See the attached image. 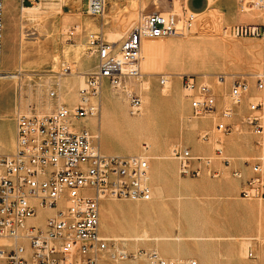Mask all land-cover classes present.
Listing matches in <instances>:
<instances>
[{
	"label": "built area",
	"instance_id": "1",
	"mask_svg": "<svg viewBox=\"0 0 264 264\" xmlns=\"http://www.w3.org/2000/svg\"><path fill=\"white\" fill-rule=\"evenodd\" d=\"M21 6L38 0H19ZM108 0H87L84 13L90 17L104 14ZM247 10L261 16L259 24H239L223 28L236 38H254L261 42V68L250 74L232 77L229 99L232 105L246 102L241 117L244 129L254 136L256 154L244 163L250 174L245 178L240 197L264 200V0H250ZM196 20V13L181 7L179 10L141 12L136 22L118 40H105L100 32L87 36V52L95 55V70L85 74L73 107L58 105L49 113L25 115L16 113V135L11 154L0 156V264H99L107 251L113 261L141 258L151 264H177L160 257L154 250H139L130 254L116 247L99 233V201L103 198L146 202L152 197L149 184V157L145 154L105 155L93 142L98 135L76 132L72 121L99 117L101 82L106 79L112 89L123 91L125 80L141 75L142 39L185 36ZM3 0H0V73L2 72ZM69 72L64 68L58 76ZM216 83L225 81V74L213 75ZM181 88L190 99L192 117L211 116L216 111V98L210 85L197 82L194 75H180ZM160 85L167 83L161 75ZM251 88L255 93H250ZM124 92V91H123ZM130 112L139 111L141 98L132 91L124 92ZM49 96L57 97L53 90ZM231 108H224L215 117L211 131L199 139H213V156H192L189 148L175 146L171 158L178 162L181 176L195 177L199 168L190 161L208 165L213 159L225 165L222 137L240 131L229 120ZM218 171L211 172L217 177ZM232 175L242 178L235 169ZM38 209L52 213L41 225L29 223ZM110 246V247H109ZM252 250L247 252L253 257ZM190 264H195L192 260Z\"/></svg>",
	"mask_w": 264,
	"mask_h": 264
},
{
	"label": "rangeland",
	"instance_id": "2",
	"mask_svg": "<svg viewBox=\"0 0 264 264\" xmlns=\"http://www.w3.org/2000/svg\"><path fill=\"white\" fill-rule=\"evenodd\" d=\"M16 1L19 2V0H16ZM48 1L60 3V5H61V6L60 5L56 6V9L51 10L52 12L50 11L48 13V15L46 16V18L44 19L45 20L44 23L46 24V26L48 28V32H49L48 36H47V34L42 33L40 31V25L37 26L39 24V22L35 23V25L33 24V22H31V24H30L29 23L30 21H26L25 16H24V19L20 16L19 10L17 12H15V19L14 20H10L8 18L7 22H6V20L4 22V29L2 31V33H3L2 50H3V63H4V65L2 63V71L3 70L6 71V69H7V71L11 70V72H13L14 69L17 70L20 67L19 66L20 65V56L19 55H20V49H21L20 46L21 45H22L24 52L26 53L27 60H28V61L25 60V62H24L25 68H26L27 64H33V65L35 64L30 69H28V67H27V69L29 71H23V70L20 71L19 69L17 70L18 72L14 71V73H17V74L21 73V75H20L21 77H23L25 74H29L31 76V79H32V81L30 82V87H29V83H25L23 85V87H21L19 94H18V100L21 99L23 91L24 92L27 91V94L25 92L24 95L27 96L29 94V96L32 97L31 100H46V88L45 87L47 84L45 85V83L47 82L46 81L47 77L50 76V77L57 78V76H58L57 73H61L63 68H68L70 73H80L82 71H85L84 67H87V70L91 69L93 67L91 65L94 63V60L91 58L89 59L90 60L89 66L79 65L80 58L82 59L85 57H90L89 53L87 52V48H86L87 35L91 32H100L102 34V32L100 30H97V28L100 27V29L104 30L102 36L105 35L103 37L105 40L107 39V40L113 41V40L118 39L119 37H121V35H119V33L121 34V31L119 32V29L117 27V22H118L117 19H122L123 17L127 16L129 13H127L125 11L128 10L129 7H131L135 3L138 4L140 2L139 0H121L122 5H120V6H118L116 3H113V2H111V4L109 3L107 6V12L108 13H109V8L111 6L114 5V6H116V9L118 8L117 9L118 11H116V9H114L113 12L111 13V16H112L111 19H103L104 16L103 17L102 16H100V17L87 16L84 13V8L86 7L87 0H81L79 6L76 5V2L78 0H66V1L65 0H38L36 2H33V4L26 2L25 6H34L35 3H41L42 5H44V3L48 2ZM110 1L119 2L120 0H110ZM164 1H165V5H170L169 0H164ZM249 1L250 0H244V2H249ZM6 3L9 7V10L13 11L14 1L10 0ZM3 7H4V2H3ZM57 7H59V8H57ZM170 7H171V5H170ZM172 8H174V10L177 11L181 8V5H180V3L174 2L172 5ZM123 12L127 15H125ZM137 13L139 14V11H137ZM216 13H217L216 15H214V13L211 14L213 17L209 13H207V14L206 13H200L199 17L197 16L196 19L200 18V20H202V18H203L204 19V22H203L204 27L206 26L205 28L203 26H200L201 21L198 19L197 24H195V22H196V20H195L191 30L185 36H180L178 38H171V39H173V40H185L186 42H191L194 39V41L199 40L201 42H205L202 40H204V39L208 40L209 38L215 37L214 39L216 40V42L219 41L218 42L219 45L223 43L221 46L223 49L225 48L227 50V53H228L227 56L229 57V58L227 57L224 62L222 61V64L220 63V59L217 58V63H215V65L217 64L216 66H218V65L221 66L222 72L226 73L225 75L239 74V73H236L234 71H231L227 67L228 63L232 62V60H234V61L239 60V57L236 56L237 53L235 54L234 51L229 50L230 49L229 47L235 46V44L230 42V41L242 42L243 48L252 47V48H256L257 51L259 49V42L257 40L249 39V38H236V37L229 35L228 33H225L223 31L221 15L218 12H216ZM120 14H122V15H120ZM119 15H120V17L121 16L122 17L119 18ZM114 19H116V20L113 21ZM136 20L134 22H136ZM134 22H133V24H134ZM53 24H54V26L56 25V27H54ZM79 25L81 27L83 34L85 35V37H84L85 39L83 41H81V39H80L81 34L78 33L77 27H79ZM129 25H130V23L128 24V27H127L128 29L130 28ZM87 26H89V27H87ZM85 30H86V32H85ZM200 31H202V33ZM21 39H22V41H21ZM161 39H163V38H161ZM52 40L54 41V43ZM79 43H80V45H79ZM172 44L173 43L170 42V43L161 45V48L163 49L164 54H162L161 53L162 50H160L158 53L159 54L158 57L161 58V56L163 55L162 56L163 65L157 66V68L155 69L156 72L161 73V74L166 73V72H164V66L167 62L166 55L170 54ZM39 47H41V48H39ZM44 47H45V49H44ZM51 48H53V53H52ZM43 49H44V51H43ZM47 49H50L51 53L45 57ZM174 52L176 53V60H177V58L179 57V55H178L179 54V47L177 45L174 46ZM57 54H58V58L56 56L55 57L56 59H55L54 55H57ZM34 56L41 57V58L45 57L46 59H44V61H41L40 63L39 62L36 63L32 59H30V58H35ZM55 60H57V61H55ZM58 60H60V62ZM257 63L258 64L260 63V58H258ZM89 67H91V68H89ZM206 70H208V71H204V72H211L212 69L209 68ZM256 70H258V69L255 68L252 71H256ZM5 71H3L1 74L3 75L5 73H7V71L6 72ZM214 72H217V71H214ZM68 73H66L64 75L65 76L70 75V73L69 74ZM201 73H203V72H201ZM242 73H245V72H242ZM52 75H54V76H52ZM64 75H61V76H64ZM141 75H142V77L140 76L141 78L135 79V81H134L135 86L134 87H133V84H131V83L129 84L131 90H133L135 93H137L139 95V97H141V102H142V100H146V96H148L147 100H164V99L167 100L169 98L168 95L165 96V94H161V88L163 86L159 84L157 74H154V75H157V76H155V78H153L154 82L151 79V77L153 75L148 76V75L144 74L143 68H142V74ZM0 80L13 81V85L16 81L14 79H12V80L11 79L10 80L9 79H0ZM27 81H29V80H27ZM84 81H85V79H84ZM173 81H174L173 86H176V84H177L176 79L173 78ZM38 82L45 85V86H43V87L39 86ZM140 82L146 84V86L148 85V88L142 89ZM152 82H153V84H152ZM8 83H10V82H8ZM227 85H228V83L226 82L225 85H221V86L217 85L214 89L215 93L216 94L218 93V95L221 96L224 99V101H225V95H226L225 90L227 88ZM154 87H156V88H154ZM151 88L152 89L154 88V90H152ZM179 93L182 94V92H180V90H179ZM250 93H252V94L255 93V90L253 88H251ZM63 95H64V93H63ZM103 95L108 96V100H120V101L124 100V102L127 103L128 110H130L129 100H128L127 96L125 95V93H123V91L116 92V90H114V89H109V91L107 92L106 87H105ZM103 100H104V96H103ZM174 105L175 106L173 108H170L166 105V106H158L156 109H157V114L161 117L163 115H165L166 113H169V116L172 119H168V122L166 125L167 126L172 125L175 121L176 132L172 135H165V134L161 135L158 145L149 146L148 148H145L144 145L141 144L140 141L135 136L131 137L130 141L127 138L126 139H118L114 136H107L112 131L111 128H109L107 125V120H110L109 119L110 117H107V119L104 120L106 123L103 122L101 124V122L99 121V123H98L99 126L100 125L102 126V133H103L102 142H103V145L105 146V148H103V151L114 152V151H112V148L117 147L118 150H125L126 152H129V153L138 152L141 154H145L146 156H148L150 158L151 167L153 169L155 168L154 164L157 161V177L159 179L162 178L161 176H163L164 172H166V171L168 172L170 170L173 172L174 171L173 162L172 163L167 162V161H170L169 159H157L156 156H158L160 154H163L166 157L170 156L171 148L176 146L177 143L180 142V138H182V142L184 144L187 143V139H189V138H191L194 142L195 141L197 142L199 139V136L205 131L200 132L198 134V132L194 131V130L199 128V127L204 129L205 126L209 125V122L207 119H201V120L200 119H193L191 121H188V122L182 124V126H184L186 129H191L192 131H194V133L192 135L189 136V134H188L186 137L183 130H180L181 124H179V120H178L179 125H177V120H176V114H177V117L182 115L181 114V107H180L181 98H177V100H175ZM242 105H243V103H242ZM21 110H22L21 112H23V114L24 113L25 114L32 113L30 108L27 106ZM36 114H42V113L36 112ZM6 118H7L6 116L3 117V115H0V144H2V145H0V150L6 149L9 145V138L7 135L6 125H5L6 123L4 122ZM204 118H207V116H205ZM7 119L9 120V117ZM89 121L84 122L81 120V121L74 122V123H72V128L73 129L91 130L94 124L89 122ZM192 121H194V122H192ZM154 122H156V121H154ZM163 125H165L164 122H163ZM101 126L99 127L100 129H101ZM236 126L240 131L234 132L233 134H230L231 136L225 137V138L230 139V146H232V147H239L240 143L238 141H239L240 137L244 136V138H246L245 136L247 135V131L244 129V127L241 124L236 123ZM238 134H239V136L237 137ZM199 141H201V140L199 139ZM224 144H225L226 149H227L229 142L226 140L224 142ZM109 150H111V151H109ZM152 178H154L153 173H152ZM159 188H163V187L162 186L156 187L154 194L161 199L166 198L167 196L165 195L164 189L159 190ZM159 191H163V196L161 195V192L158 193ZM188 191H190V184L184 185V187H182L181 183H177L175 195L174 196H168V197H174L175 203L177 205H179L180 201L182 199L186 200L189 198L188 195L190 194V192H188ZM155 195H154V197H156ZM111 201L114 203H117L116 207H114L115 215L111 216V218H108L106 215H104V221H103V223L105 224V231L107 232V236H110L109 235L110 233L113 234L115 232V229L117 230L116 234L110 236L111 238H115V237L119 238L122 235L126 236V234H127V236H129V235H133L135 233H142L144 229L146 231H148V233L150 231L149 234L151 236H153V235L159 236V235H166V234H167V236H176L179 234H181V235H190V234L191 235L192 234L203 235L198 230H196L194 228L191 229V231L187 232L186 234H183L180 232L177 233L179 228L182 229V231L184 230L185 225H187V220H188V218H190V214L187 211H183V210L180 211L175 206L173 200L169 199V201H166L167 206L165 207L166 209H164V210L158 209L157 203H155V202L150 203L146 206L147 203H142V204L133 203V202H130L127 200H116V199L112 200L111 199ZM156 202H158V201H156ZM243 202L250 203L253 207H257L259 210L256 209L257 210L256 211L254 209H248L245 211L238 210L237 212H228L226 210H224V211L220 210L219 215H217L214 212H210L211 217H209V215H208L209 211H207V208H205L203 211V214L201 213V215L198 217V222L196 224V227H204V226L207 227L210 224V221L214 225H217V224L227 225V226L236 225L243 218H246V219L257 218L258 219L260 217V213L262 214L261 216L264 218V201H256V202L255 201H243ZM102 206L103 205H101V207ZM143 206H146V207H143ZM243 206L245 208L250 207L249 205H243ZM103 207L108 208L109 204H107L106 206H103ZM260 209L262 210V212H260ZM51 213H52V210H49V209H38L36 216L34 218L29 219L28 222L32 223V224L41 225L43 223L44 219L47 216H49ZM101 218H102V212H101ZM143 218H145L144 223L141 220ZM260 221L255 222V223L253 221L254 225H253V223L251 224V226H254L255 229L258 231V235L255 236V238L260 241V243L258 244V249L255 251V254H254L255 258L251 259V258L246 257L247 256V247L249 245L253 244L252 241L250 240L251 237H247L248 240L246 242H244L242 240L243 242H241L242 245L239 249V253L241 254L239 259L241 260V262H245V261L250 262L252 260H257V259H261L262 261H264V253H263L264 252V250H263V248H264V223H263V220L260 219ZM115 222H116V228H115ZM260 224L262 225V227H261L262 233H260L258 230V229H260V226H259ZM101 225L103 226L102 219H101ZM163 225L165 226L166 234L153 233V231L149 228V227H151L152 229L158 228V230H162ZM144 226H146L147 228ZM243 226L247 227L249 225L245 224ZM259 234H260V236H259ZM208 236L211 237L212 235H209V234L204 235V237L207 239L206 241H211L210 239H212V237L209 238ZM231 237L232 236H229V238H227V239H230ZM188 240H195V239H188ZM121 242L123 244H125L129 250H133L136 248V247H134V244L131 242H128V243H125L123 241H121ZM160 242H163L162 244H164V245L161 246ZM160 242L156 243V242L152 241L149 243H140L137 246V248L139 247V248H143V249H149V248H151V246H154V249H156V250L159 249V250H161V252L164 253L165 251L170 252L169 247H171V245H173L174 249L172 250L171 253H173L177 256V261L183 259V262L181 261L183 264H187V263L190 264L192 260L198 261V259H196L193 256H187V258H178L180 256L181 252L175 251L176 244L174 242H172V243L168 242V241H167V243H166V241H160ZM186 242H187L186 244L189 245L190 247H192L193 244L195 243L194 241H186ZM235 242H237V241H235ZM141 245H146L149 247L141 246ZM158 245H160V247H158ZM242 246H244V247H242ZM187 251H189V250H186L184 252L186 253ZM136 259H134V260H136ZM142 260H144V259H142ZM121 264H127V263H121Z\"/></svg>",
	"mask_w": 264,
	"mask_h": 264
},
{
	"label": "crops",
	"instance_id": "3",
	"mask_svg": "<svg viewBox=\"0 0 264 264\" xmlns=\"http://www.w3.org/2000/svg\"><path fill=\"white\" fill-rule=\"evenodd\" d=\"M4 1L8 2L10 0H3V2ZM12 1H16V0H12ZM109 2L116 3L118 6L122 5L121 0L119 2L108 0L107 4H109ZM172 2L180 3L181 7H186L187 9H190L196 14L205 13L211 8L216 9L218 13L221 15L223 28H228L234 25H239V24H259L262 21V18L258 14V12L254 10H247L248 5L245 2H244V7L246 6L247 8H245L244 10L241 6L240 0H214V3H211L210 0H169L171 7L170 5H165L164 0H145L146 6H145V9L141 12H144V13H149L153 11L163 12L168 7H169L168 10H171V9H174L172 8V5H173ZM25 5L26 3L24 4V6ZM97 30H100L102 32L100 27H98ZM178 37L180 36L163 38L166 40L165 44L170 43V42L173 43L171 45L170 54L166 55L167 62L164 66V72H169V73H173V75H176L177 85L179 87L180 92H182L183 94L182 99H181L182 103L180 105L182 115L177 117V114H176L177 125L181 124L180 128L181 130H183L186 137L188 134L189 136L192 135L194 131H197L198 134L206 130L210 131L214 125L215 117L224 108H231L233 111V116L229 120H227L228 122L235 123V124L236 123L241 124V117L246 112V102L244 101L243 105L241 104V106L240 105L234 106L231 104L230 99H229V92H230L232 77L235 74H233V76L231 75V77L228 78L229 79L227 81L228 85L225 90V94H226L225 96H227V99L225 98V101H224V99L221 96L215 93V90L211 86V84H216L213 78L214 74H217V73L225 74L222 72L221 66H216L217 64L215 65L213 64V62H209V61L205 62L204 64H200L198 60H195V61L183 60L181 56L186 54L185 50L183 49V45L184 44L187 45V44L181 43V41H185V40L171 39V38H178ZM249 39H254V38H249ZM116 40H113V41H116ZM254 40H257V39H254ZM257 41L259 42L258 51L256 48H252V47L243 48L242 42L230 41L234 43L235 46L237 47L236 50L238 51L236 52L237 53L236 56L239 57V60L237 61L232 60V62L228 63L227 67L231 71H234L239 74H250V73L256 72L257 70L252 71L255 68L259 70L262 64L263 49H262L261 42L259 40ZM175 45L179 47V54H178L180 57L179 60H176V53H175L176 51L174 52ZM89 55H90V58L94 60V63L91 65L93 66L92 68L89 67L91 68L89 70H87V67H84L85 71L83 73L85 74L95 70L96 64H97L96 56L91 55V54ZM258 58H260L259 64L257 63ZM34 65L27 64L26 69H23V71H29L28 69H30ZM209 68L212 69L211 72H204V71H208L206 69H209ZM17 70L14 69V71H17ZM214 71H217V72H214ZM9 72H11V70ZM242 72H245V73H242ZM183 74L194 75L196 77L197 82L206 81L207 84L211 86L212 91L215 95V98H216L215 114L211 116H207V118H200V120L207 119L209 122V125L205 126L204 129L199 127L195 129L194 131H192L191 129H186L184 126H182V124L188 121H191L193 119H196L192 117L190 99L187 96H185L181 88L180 75H183ZM157 75H158V82H159V78L163 74H157ZM157 75H153L151 77L153 82H154L153 78H155V76ZM70 79H75V83L72 86V89L69 93L70 94L69 96L71 97L70 100H67L66 97H63V93L65 91V89L62 87L63 76H57V78L50 77V76L47 77V80H46L47 85L45 87L46 88V100H31L32 97H30L29 94L27 96L24 95L25 92L27 94V91L25 92L23 91L21 99L16 100V94L14 90L13 81L0 80V115L9 117V120L6 118L4 121L6 123L5 125H6L7 135L9 138V145L6 149L0 150V156L11 154L14 149V140H15V135H16V122H15L16 106L15 104H17V101H18V106L20 110L18 113H22L21 109H24L26 106L30 108L32 113H35V114L36 112L37 113L38 112L49 113L53 111L60 104H63L67 107H73L78 102V92H79V88H81L84 83V78L82 79L83 83L81 86L78 83V78L71 77ZM134 81L135 79L125 80V82L133 84V87L135 86ZM105 87H106L107 92L109 91V89H112L109 85L108 80L106 79L102 80L101 82L100 111H101V105H102L103 93H104ZM154 88L153 89L151 88V89L154 90ZM50 90L55 91L57 93V97H54V98L50 97L49 96ZM131 91L134 92L133 90ZM116 92H121V91H116ZM150 107H151L150 104H147L146 110L149 111ZM91 119L96 120L95 117H85V118L73 120L72 123L81 121V120L84 122H87ZM106 119L107 118H105V120ZM178 120H179V124H178ZM74 131L76 132L87 131L88 133L93 134V135L97 134L98 139H94L93 142L96 144L99 151L105 155L126 156V155L139 154L138 152L129 153V152H126L125 150H118L117 147L112 148V151L114 152L103 151L101 149V136H99V126L96 123L93 125L91 130L74 129ZM228 136H231V135L223 136L222 140H223L224 154L229 158V163L225 165L221 162V160L213 159L208 165H205L204 163L200 161L192 160L190 161L191 168H199L200 170V174L195 177L181 176L178 172V162L175 159L170 158L169 159L170 161H167V160L166 161L169 163L173 162L174 171L172 172L170 170L168 172L167 171L164 172L163 176H161L162 178L159 179L157 177V161L154 164L155 168L153 169L151 167L150 158H149V184H150L151 191H152V197L149 201H146V202H135V201H130V202L140 203V204L147 203L146 206L150 203L155 202L157 203L158 209L164 210L166 209L165 207L167 206L166 201H169V199L173 200L175 206L180 211L181 210L187 211L190 214V218H188L187 225H185L184 230L182 231V229L179 228L177 233L180 232V233L186 234L187 232L191 231V229L194 228L203 235L209 234L212 236H220L219 238H221L220 240L214 239L211 241H202L200 243L195 240H187V241H194L195 243L193 244L192 247H190L189 245L186 244L187 242L185 241L183 246L181 247V253L178 258H187V256H193L196 259H198V261L194 260L195 264H264V261H262L261 259L252 260L250 262H247V261L241 262V260L239 259V257L241 256V254L239 253V249L241 247L242 236L251 237L250 240L253 243L252 245H249L247 247V252L249 250H252L253 254H255V251L258 249V244L260 243V241L255 238V236L258 235V231L255 229L254 226H250V225L252 224L253 221L258 222L260 219L263 220V223H264V218L261 216L262 215L261 213L258 219L257 218L255 219L254 218L253 219L243 218L236 225H231V226L230 225L229 226L219 225V224L214 225L210 221V224L207 227L206 226L196 227V224L198 222V217L201 215V213L203 214V211L205 208H207V211H209V214H208L209 217H211L210 212H214L217 215H219L220 210L221 211L226 210L228 212H237L238 210L245 211L248 209H254V210L258 209L257 207H253L250 203L243 202V201H255L256 202L257 200L243 199L239 195L240 190L244 184L245 178L248 177L250 174L249 166L244 163V160H249L256 154V149L253 145L254 136L250 134L249 132H247V135L245 136L246 138H244V136H241L238 141L240 143L239 147L230 146V139L225 138ZM213 139L214 138L212 137L208 142H202V141H199L198 139L197 142L196 141L194 142L191 138H189L187 139L188 144L187 143L184 144L182 142V138H180V142L177 143L176 146L189 148L191 155L194 157L195 156H213ZM226 140L229 142L227 149L224 144ZM235 169L239 170L242 173L243 175L242 178H236L232 175V171ZM214 170L218 171L219 175L217 177L211 176V172H213ZM152 173H153L154 178H152ZM177 183H181L182 187H184V185L190 184V191H188L190 192V194L188 195L189 198L186 200L182 199L179 205L175 203L174 197H168V196L175 195ZM159 185L163 187L165 195L167 196L164 199H161L157 196L153 197V193L155 192L156 187ZM260 201H264V200H260ZM107 204H113L114 207H116L117 203L112 202L111 199L109 200V198H103L99 201V233L101 236L109 240H113L110 236H107V232L105 231V224L103 223V226L101 225L100 207L101 205L106 206ZM243 205H249L251 208L250 207L245 208ZM146 206H143V207H146ZM260 212H262V210H260ZM143 219L141 220L144 223L145 218ZM246 223L249 226L244 227L243 225H245ZM115 228H116V222H115ZM149 228L153 231V233L166 234L164 225H163L162 230H158V228L156 229H152L151 227ZM116 233H117V230L115 229V232L113 234L110 233V235H114ZM229 236L235 237V239H232V240L227 239L229 238ZM162 243L163 242H160L161 246L164 245ZM115 246L126 250L130 254L136 253L139 250H145V251L154 250L157 252V254L160 257L166 260L174 261L177 264H183L177 261V256L175 254L170 253V252L163 253L159 249L157 250L154 249V246H151V248L149 249H143V248L138 247L137 249H133V250H129L127 246L123 244L122 242H115ZM141 246H146V245H141ZM146 247H149V246H146ZM186 250H189V251L185 253L184 251ZM246 257L252 259V258H255V255H253V257H248V256ZM126 260H134V259L129 258ZM126 260H123V261H126ZM138 261L140 264H151L147 262L146 260H142V259H139ZM116 263H118V261L111 260L109 258L107 251H105L102 254L101 258L99 259V264H116ZM128 263L135 264L132 261Z\"/></svg>",
	"mask_w": 264,
	"mask_h": 264
},
{
	"label": "bare ground",
	"instance_id": "4",
	"mask_svg": "<svg viewBox=\"0 0 264 264\" xmlns=\"http://www.w3.org/2000/svg\"><path fill=\"white\" fill-rule=\"evenodd\" d=\"M80 1L81 0H78L76 2L77 6H79ZM139 1L140 2L138 4L135 3L134 5L129 7L128 10L125 11V12L129 13L128 15L123 12L127 16L123 17L122 19H117V21H118L117 22V27L119 29V32L121 31V34L119 33V35H121V36L124 35V33H126V31L128 30V28H127L128 24L129 23H130V25L133 24V22L140 15L141 11H143L145 9V6H146L145 0H139ZM240 1H241L242 8L245 10V8H247L248 6L244 7V0H240ZM210 2L214 3V0H210ZM109 3L111 4V2H109ZM245 3H248V2H245ZM59 5H60V3H55L53 1H48V2H45L44 5H42L41 3H35L34 6H21L20 1L19 2L14 1L13 11H11V10H9V7H8L7 3L4 1L2 31L4 29L5 20H6V22H7L8 18L10 20H14L15 19V12H17L19 10L20 16L23 19H24V16H25L26 17V21H30L29 22L30 24H31V22H33V24L35 25V23L39 22V24L37 26L40 25V31L42 33L47 34V36H48L49 32H48V28H47L46 24L44 23V21H45L44 19L46 18V16L48 15V13L51 10L56 9V6H59ZM107 6H108V4L106 5L105 10H104V14L102 15V17L104 16L103 19H111L112 18L111 13L113 12L114 9H116V6L113 5V6H111L109 8V13H108L107 12ZM57 8H59V7H57ZM168 8L165 11H167ZM117 9H116V11H118ZM137 11H139V14L137 13ZM216 12H218L216 9L211 8L205 13L206 14L209 13L210 15L212 13H214V15H216L217 14ZM122 14H120V15H122ZM120 15H119V18L122 17V16L120 17ZM197 16L199 17V14H196V18H197ZM198 19L200 20V18H198ZM198 19H196L195 24H197ZM115 20L116 19H114L113 21H115ZM200 21H201L200 26L204 27V24H203L204 19L202 18V20H200ZM130 25H129V27H130ZM53 26H54V24H53ZM54 27H56V25ZM87 27H89V26H87ZM77 29H78V33L81 34L80 39H81V41H83L85 39L84 38L85 35L83 34L80 25H79V27H77ZM101 30H102V32H104L103 29H101ZM85 32H86V30H85ZM200 32L202 33V31H200ZM2 36H3V33L1 34V40H2L1 43L3 44ZM214 38H209L208 40H205V39L202 40V41H205V42H201L198 39H197L198 41H194V39H193V41H191V42L181 41V43H186L187 44V45H185V44L183 45V49L185 50L186 54L182 55L181 58H183V60H185V61H187V60L188 61L198 60L200 62V64H204L207 61L213 62V64H215V63H217V58H219L220 59V63L222 64V61L224 62L226 60V58L228 57L227 56L228 53H227V50L225 48L224 49L222 48L221 45L223 43L219 45V43H218L219 41L216 42V40ZM21 41H22V39H21ZM53 43H54V41H53ZM165 43H166V41L164 39H161V38L142 39V41H141V62H140L141 72H142V68H143L144 74H146L148 76L154 75V74H161V73L156 72L155 69L157 68V66H162L163 65V59H162L163 55L162 54H164V51L161 48V45L165 44ZM79 45H80V43H79ZM20 47H21V49H20V55H19L20 56V65H19L20 67H19V70L22 71L23 69H26L25 65H24V62L27 59V56H26V53L24 52V50L22 48V45ZM39 48H41V47H39ZM229 48L228 49L234 51L235 54L238 51V50H236L237 47H235V46H231ZM44 49H45V47H44ZM44 49H43V51H44ZM51 49H52V53H53V48H51ZM160 50L163 51V52L161 51V53H162L161 54L162 55L161 58L158 57V55H159L158 53H159ZM50 53H51V50L47 49L45 57L48 54H50ZM56 56L58 58V54L54 55V58ZM34 57L35 58H30V57L29 58L32 59L36 63L37 62L40 63L41 61H44V59H46L45 57L44 58L36 57V56H34ZM89 59H90V57H85V58H82V59L80 58L79 65H87V66H89V64H90V60ZM179 59H180V57L177 58V60H179ZM1 60H2V63H3V50H2ZM60 60H58V61L60 62ZM55 61H57V60H55ZM3 65H4V63H3ZM83 72L84 71H82L80 73H70L69 72L70 75H66V76L64 75L63 76L62 87H64V89H65L63 97H66L67 100L71 99V97L69 96L70 95L69 93H70V91L72 89V86L75 83V79H70V78L71 77L78 78V83L80 85H82V83H83L82 79L83 78L85 79V73H83ZM1 73H0V79H9V80L10 79L11 80L14 79V80H16L15 83H14V90H15V94H16V100H18L19 91H20L21 87H23V85L25 83H29V87H30V82L32 81V79H31V76L29 74H25L23 77H21L20 73L17 74V73H14V71L13 72L7 71V73H5L3 75ZM71 74H74V75H71ZM165 74H166L165 76H167V83L161 88V94H165V96L168 95L169 98L167 100H165V99L164 100H147L148 96H146V100H142V102H141L142 104L139 107V111L134 113V114H131L130 110H128L127 103L124 102V100L123 101L122 100L121 101L120 100H108V96L103 95L104 96V100H102L101 111H100L99 117H95L96 120L95 119H91L89 122H91L93 124H95V123L98 124L99 121H100L101 124H102L103 122H105L104 121L105 118L110 117L109 118L110 120H107V125H108L109 128H111L112 131L107 136H114V137H116L118 139H126L127 138L129 141H130L131 137L135 136L140 141V143L144 145L145 148H148L149 146L158 145L161 135H163V134L172 135V134H174L176 132V124H175V121H174V123L172 125L167 126L166 124L168 122V119H172V118H170L169 113H166L165 115H163L161 117V116H159L157 114V109L156 108L158 106H166V105L168 107H170V108H173L175 106L174 105L175 104V100H177V98H181L182 99V96H183V94L179 93L178 85L176 84V86H173V84H174L173 78L176 79V75H173V73H169V72H166ZM140 76L142 77V75H140ZM140 76L137 79L141 78ZM230 77H231V75H225V81L224 82L211 84V86L213 87V89H215V87L217 85L218 86L225 85L226 82L228 81V78H230ZM26 79L29 80V81H27ZM176 81H177V79H176ZM205 83H207V82L205 81ZM46 84H47V82L45 83V85ZM129 84L130 83H128V82H125L123 84V88H122L123 91H125V92L131 91V88H130ZM45 85L39 83V86H41V87H43ZM141 87H142V89L143 88L147 89L148 85L146 86V84L141 83ZM225 98L227 99V96H225ZM147 104H150V106H151L149 111L146 110V105ZM15 106H16V109L15 108L14 109H15V112L17 113V112L20 111L19 110V106H18V101H17V104H15ZM30 114L31 113L25 114V115H30ZM154 121H156V122H154ZM163 122H164L165 125H163ZM192 122H194V121H192ZM98 126H99V124H98ZM99 136H101V149L103 150V148H105V146L103 145V142H102V137H103L102 126H101V129L99 128ZM238 136H239V134L237 135V137ZM0 145H2V144H0ZM109 151H111V150H109ZM156 158L157 159H170L171 157L170 156L166 157L163 154H160V155L156 156ZM157 187H161V186H157ZM160 189L162 190L163 188H159V190ZM160 192H161V195L163 196V191H159L158 193H160ZM154 195L155 194L153 193V197H154ZM101 212H102V218L101 219H102V224H103L104 215H106L108 218H111V216L115 215V210H114L113 204H109L108 208H104L103 206L100 207V216H101ZM254 223H253V225H254ZM259 226H260V229H258V230H259L260 233H262V228H261L262 225L260 224ZM149 233H150V231H149ZM149 233H148V231H146L144 229L142 233H135V234L129 235V236H127V234H126V236L122 235L119 238L115 237V238H112V239L114 241H116V242H121V241H123L125 243L131 242V243L134 244V247H136L135 249H137V246L140 243H149V242H152V241H154L156 243L157 242L159 243L160 241H163V240L171 242V243L174 242L176 244V248H175L176 252H179V251L181 252V247L183 246L184 242L187 241L188 239H195L199 243L202 242V241H206L207 240L205 238L206 236L204 237V235H197V234H192V235L191 234L190 235H181V234H179V235H176V236H167V235H159V236L153 235V236H151ZM259 236H260V234H259ZM211 237H212V239H210V240H214V239L220 240L221 239V238H219L220 236H211ZM211 237H209V238H211ZM230 239L232 240V239H235V238L231 237ZM242 240L244 242H246L248 240V238L247 237H242ZM158 247H160V245H158ZM242 247H244V246H242ZM169 248H170L169 250H170V253H171L172 250L174 249V246L171 245V247H169ZM165 252H167V251H165ZM139 259H141V258H137L136 260L118 261V263H116V264L128 263V262H131V261L134 262L135 264H140L139 261H138ZM178 261H179V263L183 262V260H178Z\"/></svg>",
	"mask_w": 264,
	"mask_h": 264
}]
</instances>
